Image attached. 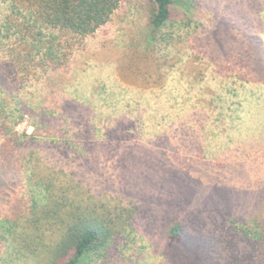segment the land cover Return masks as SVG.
<instances>
[{
    "label": "rangeland",
    "instance_id": "obj_1",
    "mask_svg": "<svg viewBox=\"0 0 264 264\" xmlns=\"http://www.w3.org/2000/svg\"><path fill=\"white\" fill-rule=\"evenodd\" d=\"M28 1L0 0V63L53 33L60 65L41 53L0 90L34 136L0 185V264H47L79 205L113 229L85 264H253L234 221L264 216V71L242 64L264 49V0H185L156 36L149 1L121 0L79 41ZM178 223L191 249L172 242Z\"/></svg>",
    "mask_w": 264,
    "mask_h": 264
},
{
    "label": "trees",
    "instance_id": "obj_2",
    "mask_svg": "<svg viewBox=\"0 0 264 264\" xmlns=\"http://www.w3.org/2000/svg\"><path fill=\"white\" fill-rule=\"evenodd\" d=\"M120 1L121 0H29L28 2L35 11H33V14H38L37 17L36 14L34 15L36 21L41 20L49 27L67 30L74 35V39L79 41L95 33L102 25L106 24L114 11L119 7ZM148 1L150 4L149 28L151 34L154 36L162 31L171 21L174 5H183L185 2V0ZM247 21V18L242 20V22ZM50 36L51 37H49L47 41L43 39V36L37 38V42L31 46L32 50L29 51V53L26 51V47L24 48L25 50H18L17 47L10 50V63L8 67L4 63H0V90L4 84H7L9 78L8 74L14 73L17 75L28 67H31L33 70L34 66H40L41 63L37 62L36 58H40L41 53L43 54L42 58L47 60L49 64H52L54 70L58 68L60 65L58 59L60 57L57 55L60 51L59 45L61 46V43L58 41V36L53 33ZM253 38L255 39V44H261L258 37ZM47 42L50 43L49 46L46 45ZM38 43H41V47L35 50L38 47ZM253 58V60L250 58L244 60L242 64L247 65L252 70L264 71V49L262 46L257 50L256 56ZM24 76L25 75H21V78ZM16 114L17 111L8 110L6 100L0 98V140L2 139L0 143V154L5 157V163L8 162L7 165L0 164V185L2 186L4 184L9 185L10 183L16 184L15 180H17V177L13 173L11 162L13 159L12 157L16 154L19 145L18 141L21 136L34 139V136L28 133H21V135L15 127L12 128L8 124L7 120H13L17 116ZM213 189L214 188H211L210 190ZM204 193L206 194V192ZM51 201H56V199H50V202ZM44 206L42 208L40 207L41 210H39L41 212L35 224L41 221ZM63 209L64 205L60 207V210ZM51 210L52 208L45 211V214L49 217L51 216ZM53 211L55 212L54 209ZM71 215H74L72 221L68 223L64 237H62L56 245L53 257L47 264H85L94 254H101V249H105L106 246L110 244L113 233V229L109 224L110 222L107 221L106 223L95 215L94 211L84 209L80 205L68 213L69 217ZM7 222L10 223V220H7ZM234 224L237 228L235 229V237L239 238L247 254L249 255L250 253V261L253 264H264V216L260 217V215H256L247 222L236 223V221H234ZM168 233L171 239H173L172 242L180 244L185 250L191 249L192 243L197 241V238H193L192 241H186L185 229L183 225L179 223L174 225L171 229H168ZM218 242L219 241H209L206 238L200 239L198 244L203 246V248H207L209 245V249L222 254L220 256L229 255L224 244L220 245Z\"/></svg>",
    "mask_w": 264,
    "mask_h": 264
}]
</instances>
